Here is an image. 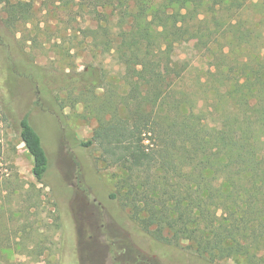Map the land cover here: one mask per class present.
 <instances>
[{
  "label": "trees",
  "instance_id": "16d2710c",
  "mask_svg": "<svg viewBox=\"0 0 264 264\" xmlns=\"http://www.w3.org/2000/svg\"><path fill=\"white\" fill-rule=\"evenodd\" d=\"M58 1L78 4L83 16L94 7L89 13L97 26L85 36L122 64L125 88L87 65L76 78L60 80L62 97L32 70L39 93L32 107H49V116L63 124L69 105L84 106L96 127L89 139H72L114 169L111 196L155 239L188 240L209 264L231 256L264 264L257 247L264 245V0ZM0 3L9 28L33 8L31 0ZM193 38L208 50L224 42L212 54L214 70L199 82L222 107L218 117L216 106L203 109L197 90L180 85L176 44ZM31 113L13 117L32 173L46 184L52 162ZM9 248L0 244V255Z\"/></svg>",
  "mask_w": 264,
  "mask_h": 264
},
{
  "label": "rangeland",
  "instance_id": "374dc122",
  "mask_svg": "<svg viewBox=\"0 0 264 264\" xmlns=\"http://www.w3.org/2000/svg\"><path fill=\"white\" fill-rule=\"evenodd\" d=\"M31 1L28 18L11 28L6 24V5L0 3V244H11L1 252L0 264H209L188 240L168 244L155 239L111 196L114 169L99 160L96 150L80 147L72 139L74 134L89 139L97 124L85 115L83 105H69L63 124L49 116V107H32L39 97L28 75L32 70L42 73L44 85L54 94L64 87V77L76 78L87 65L109 82L122 88L125 84L122 64L85 36L87 28L97 26L89 13L93 6L83 16L78 4L66 7L58 0ZM223 43L208 50L197 38L182 39L174 56L177 68H184L180 85L197 90L203 109L216 106L215 117L222 107L213 103V92H203L199 82L207 78L209 69L214 70L212 54ZM261 45L264 49V38ZM28 108L52 162L46 184L32 173V157L13 117L24 115ZM257 247L264 252L263 244ZM238 262L248 264L233 256L213 263Z\"/></svg>",
  "mask_w": 264,
  "mask_h": 264
}]
</instances>
